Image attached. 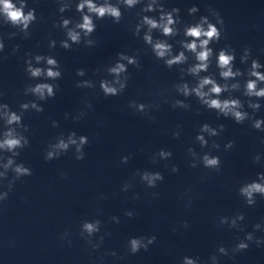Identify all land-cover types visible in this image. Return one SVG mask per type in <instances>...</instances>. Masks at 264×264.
I'll list each match as a JSON object with an SVG mask.
<instances>
[{"label": "water", "instance_id": "water-1", "mask_svg": "<svg viewBox=\"0 0 264 264\" xmlns=\"http://www.w3.org/2000/svg\"><path fill=\"white\" fill-rule=\"evenodd\" d=\"M77 2L72 0L71 8L60 13L57 0H27L25 11L35 8L37 17L28 37L21 33L9 39L8 34L18 29L0 25V38L5 44L0 52V103L19 113L21 103L35 100L34 96L24 94L27 85L48 82L59 86L54 98L39 102L43 112L23 113L22 123L29 128L24 133L29 145L18 150L20 155L15 159L31 168L32 175L16 181L8 199L0 203V264H181L185 256L199 257V264H210L209 257L213 254L218 256V264H264V246L257 247L255 243L247 250L231 253L237 237L243 239L245 232L253 231L254 224L264 223V199L257 196L256 204L249 207L237 192L242 183L256 180L257 174L264 172V132L255 130L250 121L237 124L231 118L218 117L214 110L201 106L194 96L185 100L177 95L173 85L181 81L180 68H187L194 61L186 53L188 64L169 69L144 43L143 31L141 37L133 35L142 15L158 18V12H141L144 4L131 9L121 5L123 15L118 24L109 17L102 20L94 17L93 47L81 43L69 50L61 48L59 42L65 39V32L53 24L62 17L78 21ZM162 3L167 10L180 9L181 24L177 26L180 34L163 37L154 30L152 35L172 44L174 54L182 50L178 41L184 39V25L197 22L201 16H209L215 23L209 8L222 17L223 26L217 25L221 28V39L210 45L214 56L209 71L201 73L202 76L212 75L218 83L224 82L218 74L215 53L226 45L235 49L236 68L246 70L251 59L264 65V0H162ZM193 6L199 11L189 15L188 9ZM53 39L57 44L50 49L49 40ZM16 45L19 51L14 53ZM245 48L251 49V57L248 64H241L240 55ZM120 52L137 56L140 67L129 65L126 89L118 96L105 97L99 81L111 79L104 69L116 62ZM26 53L54 57L62 77L56 81L29 79L24 71ZM81 68L85 70L84 77L76 75V70ZM183 78L194 82L192 76ZM246 78H238L241 85ZM85 79L94 81L96 87L77 88L76 82ZM229 95L241 99L245 110L252 112L242 90L226 92L220 98ZM175 99L191 104V110L173 109L171 103ZM131 100L149 105L158 103L160 109L151 110L149 115L154 119H149L128 107ZM85 102L91 103L92 108L87 109ZM259 103L261 108L255 118L264 119V99ZM81 111L87 114L74 120ZM52 121H57L59 127H52ZM204 123L214 128L225 126L220 136L209 140V144L212 140L220 144L219 150L211 149V154L221 160L219 171L189 166V147L201 154L210 151L195 141ZM178 124L181 135L174 138L172 132ZM0 130H3L2 122ZM72 131L88 137L85 158L78 161L73 150H69L59 159L46 162L47 145L55 142L57 136L66 137ZM230 140L235 142L234 147L225 151L224 144ZM160 149L171 151L172 156L153 163L151 156ZM257 154L260 163L253 161ZM128 155H131L128 163H121V157ZM172 165L179 171L171 172ZM137 170L159 171L164 179L157 187L147 188L134 176ZM62 172L67 174L64 179ZM11 176L10 172L9 179ZM126 182H131L132 187L123 192L121 188ZM153 192L159 193L158 197L153 198ZM137 193L138 199L134 198ZM189 201L191 204L186 207ZM126 211H132L134 216H125ZM237 213L245 216L241 222L244 231L219 223L221 217ZM112 216L119 217L120 223L111 222ZM85 219L102 222L94 239L104 235V240L95 251L80 236V224ZM185 221L187 228L183 227ZM65 231L70 233V246L60 239ZM139 236H155L156 241L147 251L141 249L130 254L128 240ZM255 236L264 237V232L257 231ZM219 246L229 249V255H220ZM111 252L116 256L108 255Z\"/></svg>", "mask_w": 264, "mask_h": 264}, {"label": "clouds", "instance_id": "clouds-1", "mask_svg": "<svg viewBox=\"0 0 264 264\" xmlns=\"http://www.w3.org/2000/svg\"><path fill=\"white\" fill-rule=\"evenodd\" d=\"M59 4L58 11L64 13L72 6V0H57ZM138 4H144L141 8L143 13L158 12V18L142 15L133 29V35L141 37L143 31L142 40L151 49L152 54L158 59L163 61L166 67L169 69L173 66H179L188 64L189 56L186 53L191 54L193 63L188 64L187 68H180L182 73L181 81L173 85L177 95L183 96L185 100L189 97H195L201 106L208 110H214L218 117L223 116L225 118H231L237 124H243L245 121H250L252 127L255 130L264 132V119L255 118V113L260 110V99H264V68L257 59H251L250 66L242 71L240 68H236L234 62L236 60L235 49H232L230 45H226L215 53L216 67L219 70V77L224 81L222 84L218 83L216 78L212 75H204L209 71L212 59L214 56V50L210 45L213 42H218L221 39V28L217 25L223 26V19L219 12L209 8V14L215 18V23L209 20V16H201L199 20L193 24H187L183 27L184 39L178 41L181 46L179 52L174 54L173 45L168 43L166 39L153 38V31H158L163 37H176L180 34V29L177 27L181 24L179 16L180 9L173 7L170 10L164 8L162 0H116V3H112V0H78L76 3V11L80 13V19L73 22L69 18H61L59 23H54L53 27L62 28L65 32V39L59 42L60 47L69 50L74 44L83 43L87 47H93L96 43L91 39L93 32L96 30L95 19H104L109 17L114 23H119L122 18L121 5L131 9ZM27 0H0V25H11L13 28L18 29V32H11L8 34L9 39L14 38L18 34H23L24 37L30 36V26L36 21L35 8H29L27 11ZM199 9L193 6L188 9L189 15H194ZM56 40H49V48L56 47ZM5 44L2 38H0V52H3ZM19 51V45L13 48V52ZM28 58L25 60L24 71L28 74L29 79L43 80V81H56L62 77V71L60 69L59 62L49 55H32L30 53L25 54ZM138 55V54H137ZM251 57V49L245 48L240 55V63L248 64ZM43 65V66H40ZM132 65L136 68L140 67L137 56H130L123 52L117 53V60L115 63L107 66L104 71L111 77V79H101L99 81V89L105 97L120 95L128 85V66ZM99 72V69H97ZM76 75L84 77L86 75L84 69H77ZM184 75H189L194 78V82L190 83L184 80ZM246 76L243 85H241L238 78ZM58 85L48 82H38L29 84L24 88V94L35 97V100L21 103L19 105L20 112L17 113L10 109L6 103H0V122L3 124V130H0V203H3L8 199L9 193L13 190L16 181L22 177L31 176L32 169L25 166L24 163H17L16 157L20 155L18 150L23 149L29 145V139L24 135L29 131L27 125L22 123L23 113L26 111H35L37 113L43 112V107L39 103L40 101H47L50 98H54ZM77 88H95L96 84L90 79L80 80L76 82ZM242 95L247 97V108L252 110L249 113L245 110V102L239 98H234L229 95L227 98L221 99L220 97L224 93H232L233 91H241ZM255 98V99H253ZM185 100L175 99L171 103L173 109L191 110V104L186 103ZM167 102V101H166ZM85 107L91 109V103L85 102ZM128 107L135 111L149 116V119H154L149 115L151 110H159L160 105L137 103L135 100H131L128 103ZM87 113L85 111L79 112L73 117L74 120L82 119ZM69 114H65V118H68ZM52 127H59L57 121H52ZM18 129H22L19 131ZM225 126L223 124L217 127H212L208 123H204L200 126L198 134L195 136V141L199 143L201 148H210V151L203 154L197 152L194 148L189 147L187 150L188 156L191 158L189 166L191 168H197L202 166L205 169L219 171L221 167V160L218 156L211 154V149L219 150L220 144L215 140H212L209 144L210 138L218 137L224 131ZM99 135V133H95ZM181 135V126L178 124L176 130L172 132L174 138H179ZM264 142V141H262ZM234 141H228L224 144V150L228 151L234 147ZM88 144V137L84 135L78 136L75 131L70 132L66 137L59 135L56 137L55 142L49 143L44 152L45 161H51L59 159L60 156L67 153L69 150H73L76 160H83L85 158L84 148ZM2 153H10L5 157ZM172 156L171 151L160 149L151 156L153 163L158 160H169ZM131 155L122 156L121 163L127 164ZM255 163H260L261 157L259 154L253 157ZM179 168L176 165H172L171 172L176 173ZM12 176L9 179V173ZM134 176H138L142 184L147 188L157 187L159 182H162L164 176L159 171L137 170ZM67 177L66 173H61V178ZM5 181L7 183L5 184ZM132 187L131 182H126L122 185L121 191L127 192ZM238 195L244 199L247 206L251 207L256 204V197L259 196L264 199V172L258 173L256 180L250 182H244L237 189ZM153 198L158 197L159 193H151ZM103 198V197H101ZM134 198H139V194H135ZM189 201L185 206H190ZM125 216L132 218L134 213L132 211H126ZM111 222L115 224L120 223V219L117 216L109 218ZM245 219L243 213H237L234 216H223L220 218L219 223L221 225H227L229 228L237 229L238 231H244L241 227V222ZM101 220H83L80 224V236L84 239L90 248L95 251L100 248L104 235L99 236L98 239H94L97 233L101 229ZM183 227L187 228L188 224L185 221ZM264 232V223H256L253 225V231L245 232L243 239L237 237V243L231 248V253L235 254L247 250L250 244L255 243L257 247L264 246V237H256L255 232ZM105 235H110L106 233ZM70 233L65 231L61 234V241L71 245ZM156 241L155 236H139L131 237L128 240V250L130 254H136L141 249L147 251L149 246ZM218 253L222 256L229 255V249L224 246H219ZM108 255L116 256L115 252L108 253ZM210 264H218V256L213 254L209 257ZM181 264H199V257H183Z\"/></svg>", "mask_w": 264, "mask_h": 264}]
</instances>
